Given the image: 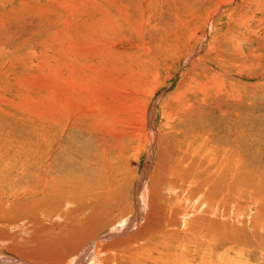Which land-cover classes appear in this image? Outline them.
Instances as JSON below:
<instances>
[{
	"label": "rangeland",
	"instance_id": "obj_1",
	"mask_svg": "<svg viewBox=\"0 0 264 264\" xmlns=\"http://www.w3.org/2000/svg\"><path fill=\"white\" fill-rule=\"evenodd\" d=\"M80 174L106 182L111 212L67 264L95 241L109 244L119 219L130 224L120 209L138 199L136 231L151 187L174 224L159 233L150 223L151 238L134 239L133 248L153 247L150 264L176 256L177 264H264V0H0V183H72ZM202 182H213L214 201L193 186ZM0 190L4 256L61 264L19 254L6 232L24 237L18 226L39 221L56 233L60 222L83 226L89 204L63 192L58 203L47 196L53 211L20 212L13 190ZM102 250L91 259L105 261L87 264H121L117 251ZM122 251L123 264H135ZM161 252L173 256L158 261Z\"/></svg>",
	"mask_w": 264,
	"mask_h": 264
},
{
	"label": "bare ground",
	"instance_id": "obj_2",
	"mask_svg": "<svg viewBox=\"0 0 264 264\" xmlns=\"http://www.w3.org/2000/svg\"><path fill=\"white\" fill-rule=\"evenodd\" d=\"M147 117H148V121L150 123V130H151L149 133V142L153 146L155 144V138H156V133L154 131L155 128L153 127L154 126V114L152 112L151 113L149 112ZM153 152L154 151L151 150L149 155H152ZM165 155L162 154L161 158L162 157L165 158ZM97 168H99V167H97ZM22 173H24V172H22ZM74 175H75V173H73L72 175H69L68 177L72 178ZM76 178H77V180H73L72 183H0V188L1 187L4 188V186H8L10 188V190L11 189L13 190L14 194L17 196L16 199L15 198L13 199V200H15V207L20 212L25 211V210H28L29 212L34 211L36 209V207H39V206L45 207V210L53 211L57 204H55V205L54 204H48L47 196L51 195L52 197H54L55 201H57V203H58V202L62 201V193L63 192H65V194H67V198L73 197V198H76L78 200L82 199L84 201V204H85V202H87L86 204H89L90 208L92 209V212H91L92 216L87 220L84 219L86 221H85L83 226H79L77 224H69V225L66 224L65 225L63 222H60L61 225H59V226H62L63 229L57 233H56L55 226L45 224L44 222H42L43 224H41V221H39V223L37 222L38 227L32 228L30 226V224L27 225L28 227H26V225L23 226V224L21 226H18L19 227L18 229L22 230L23 232L27 233L28 235L27 236L24 235V237H20L17 239L13 237L14 234L12 235L10 233L11 230H8L6 232L7 234L5 236L12 238L13 242H15L13 244H10L11 249L17 251L19 254H22V255L30 254L31 257H34L37 259L47 260V262L48 261H58V262H61V264H67V262H65V256L66 255L71 254V253L73 254L74 252H77V250L80 247L85 245V242H87V240L91 236L92 237L98 236L95 233H98L101 230V228L104 226V223L106 224L108 222L106 220L103 221L102 218H106V216L109 214V212H111V210L108 209V207H105L107 202L103 200V198H105V196L107 194L110 195V188L108 186H106V182L100 183V181H93V180L90 181L89 178L87 180L85 178L84 174L77 175ZM74 182H77V183H74ZM140 183L142 184V181ZM141 184L139 186V190L145 189V188H142L144 185L142 186ZM193 186H199V191L205 192V193L203 192V194L206 196V198L209 202L214 201V199L210 198L211 193H212L210 190L212 189L213 182L212 183H206V182L195 183V185H193ZM116 189H117L115 192L116 197H114L113 201L109 202V204H112L113 206H114V204H116V207H114L115 209H117L119 206H121L123 204V200H124V197H122V194H120L118 192V188H116ZM1 190H0V195L2 194ZM57 192H59L58 193L59 195L56 196ZM150 192H151V194H150ZM30 196H36V198L27 199ZM205 196L203 197V199L205 198ZM87 199H90V201L88 202ZM141 199L145 202V204H147V206H149V211L147 212L145 218L143 217L145 222L142 225L137 226L138 228L135 229L136 231L133 232L134 234L132 233V231H133L132 226L135 224L138 225L140 220L142 219V215H141V210H142L141 208L142 207H140V205H142V203H140V201L138 199H137L138 205H137L136 209H135L134 205L131 207V205H129V204L124 205V207L120 209V211L123 212L122 218H125L126 216H128L130 218V224L128 223V225H126L128 219L123 223H121V222L124 220H122L120 222V219H119V223H117V226H114L116 229L115 233L110 234L109 237L107 236V238L109 239L108 240L109 244L101 245V241L100 242L95 241L93 247L88 248L84 252L79 254L77 259L74 258V261L71 260V261H73L71 264H87L89 260L95 261L94 259L100 261V263H101L102 261H105L104 259H106V257L103 259H100V255H102V251H103L102 249H106L107 254L108 253L112 254L113 251H117V252H114L116 254H114L112 256L114 257V261H120L121 264H123V262H126L123 260V258L120 257L122 255L121 253H123L122 250H124V252L128 251L131 254L133 253L136 255L133 257V258L137 259V260H135V264L136 263L150 264L149 262H151V261L156 262L155 261L156 257H153L150 253V251L153 249V247L151 248V250H149V249L145 250V247L133 248L132 245L135 243L134 239L135 240L136 239L145 240V238H151V233H149L147 225L155 222L156 228H157L158 232L160 233L163 230L165 231L164 224H167L168 223L167 221H169V220H168V218L165 217L166 215L164 216V214L162 212L157 211V209L161 205L157 204V201H159V200L157 199V197L155 198V193L152 192V187L148 191L147 195L145 194V191H144V193L141 196ZM21 201H24V202H21ZM197 203H199V202L194 201L192 204V208H194V209L195 208H201V210H202L204 206H206L208 208L210 206V203L207 204V202H204V201L199 203L198 205H197ZM109 204H107V205H109ZM85 206L86 205H84V207ZM1 212L3 213V210ZM5 212H8V211H5ZM133 212H135V214L132 217H130ZM14 213H17V212L14 211ZM143 213H144V211H143ZM180 213L181 212H179L177 209L174 211L173 215H178ZM188 215H189V212L186 214V216L184 218L186 219ZM9 218H11V217H9ZM60 220H61V218H60ZM173 221H174V218H173ZM1 224H2V222H1ZM115 224H116V222L113 225H115ZM173 224H174L173 222L168 223V225H173ZM186 224H188V223H186ZM165 234L169 235L170 232L165 233ZM173 234L174 233H171L170 235H173ZM3 235L4 234H1V236H3ZM96 237H94V238H96ZM194 237H196V236H194ZM1 239H3V238H1ZM1 239H0V241H1ZM91 241H92V239H91ZM29 242H31L32 245ZM140 242H141V240H140ZM97 247H99L101 250L99 252L100 255L96 254V258L91 259L92 256L95 254L94 251H95V248H97ZM0 252H1L0 253V264H1V262H5V261L10 262L11 264H35V263H29V262L22 261V260L16 261V259H13V258L10 259V258L4 256V254L6 252H5V248L3 247L2 244H0ZM160 254H161L160 257L157 258L158 261H162V260L164 261V259H171V257L173 256L171 253L161 252ZM182 259H183L182 256H180L179 260L176 256L174 259H171V260L176 261L174 263L177 264V263H184V260H182ZM155 264H157V263H155Z\"/></svg>",
	"mask_w": 264,
	"mask_h": 264
}]
</instances>
